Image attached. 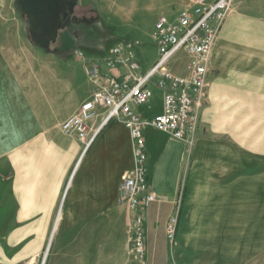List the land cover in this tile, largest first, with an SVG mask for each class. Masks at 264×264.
Here are the masks:
<instances>
[{
  "label": "crops",
  "instance_id": "obj_1",
  "mask_svg": "<svg viewBox=\"0 0 264 264\" xmlns=\"http://www.w3.org/2000/svg\"><path fill=\"white\" fill-rule=\"evenodd\" d=\"M263 12L264 0H235L214 47L191 147L145 129L148 185L157 199L144 212V262L134 264H226L264 254ZM68 40L60 33L53 50L72 57ZM61 82L59 96L13 103L0 96V116L7 122L0 124V264L35 261L56 226L52 262L129 264V216L119 187L133 166L130 132L120 119L102 125L101 111L87 138L100 132L85 150L62 124L96 84L88 77L71 91L72 79ZM140 108L134 110L146 121L163 109L150 119ZM175 216L172 246L166 228ZM220 243L228 252L206 247Z\"/></svg>",
  "mask_w": 264,
  "mask_h": 264
},
{
  "label": "built area",
  "instance_id": "obj_2",
  "mask_svg": "<svg viewBox=\"0 0 264 264\" xmlns=\"http://www.w3.org/2000/svg\"><path fill=\"white\" fill-rule=\"evenodd\" d=\"M234 0H192L175 20L159 17L152 33L158 58L142 73L134 48L138 41H119L110 50L105 66L85 62L86 75L95 89L62 124V130L77 137L87 150L100 129L87 138L89 124L101 111L102 125L114 119L123 121L132 140L133 166L119 187L120 201L128 212V256L143 263L146 255L143 225L145 210L156 202L148 185V155L145 129L152 128L172 139L192 146L199 130L201 111L208 96V75L212 54L222 27L232 13ZM125 70L123 74H115ZM153 89L162 92V112L146 121L134 108L147 105ZM177 216L170 218L166 234L176 243ZM171 264H177L172 262Z\"/></svg>",
  "mask_w": 264,
  "mask_h": 264
},
{
  "label": "rangeland",
  "instance_id": "obj_3",
  "mask_svg": "<svg viewBox=\"0 0 264 264\" xmlns=\"http://www.w3.org/2000/svg\"><path fill=\"white\" fill-rule=\"evenodd\" d=\"M191 3L192 0H80L71 21L60 31L75 48L72 57H64L53 50V45L50 50L35 46L26 26L27 17L18 10L15 0H0V96L15 101L17 98L32 101L34 96H59L57 89L63 86L61 81L70 82V79L73 91L88 80L82 64L105 62L119 41L140 43L134 51L146 69L158 58L157 46L151 38L157 19L163 16L173 21ZM161 109L162 92L155 90L139 113L151 119ZM3 119L0 116V124L7 123ZM56 233L53 228L40 257L19 264H56L51 261L49 250ZM206 247L218 254L229 250L228 245L221 243ZM134 263L130 259L129 264ZM226 264H264V254H244Z\"/></svg>",
  "mask_w": 264,
  "mask_h": 264
},
{
  "label": "water",
  "instance_id": "obj_4",
  "mask_svg": "<svg viewBox=\"0 0 264 264\" xmlns=\"http://www.w3.org/2000/svg\"><path fill=\"white\" fill-rule=\"evenodd\" d=\"M18 10L26 15V26L35 46L50 50L60 31L71 21L80 0H15Z\"/></svg>",
  "mask_w": 264,
  "mask_h": 264
},
{
  "label": "bare ground",
  "instance_id": "obj_5",
  "mask_svg": "<svg viewBox=\"0 0 264 264\" xmlns=\"http://www.w3.org/2000/svg\"><path fill=\"white\" fill-rule=\"evenodd\" d=\"M81 164V163H80ZM79 169V168H78ZM70 188V187H69ZM61 215V214H60ZM60 219V218H59ZM57 230H58V228H57V226L55 227V232H57ZM52 242H53V240H52ZM51 245H52V243H51ZM51 245H50V248H49V250L51 249ZM49 252V251H48Z\"/></svg>",
  "mask_w": 264,
  "mask_h": 264
}]
</instances>
